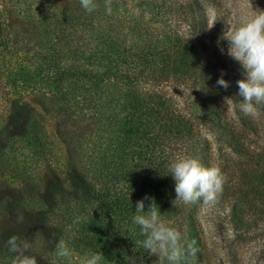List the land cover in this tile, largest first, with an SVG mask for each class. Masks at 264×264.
<instances>
[{
	"label": "trees",
	"instance_id": "obj_1",
	"mask_svg": "<svg viewBox=\"0 0 264 264\" xmlns=\"http://www.w3.org/2000/svg\"><path fill=\"white\" fill-rule=\"evenodd\" d=\"M155 1L140 0L134 15L124 0H112L108 15L104 0H96L92 13L79 0H0V182L11 188L0 192V219L17 220L0 237V264L14 258L6 247L13 235L32 243L37 264H79L97 252L103 253L101 264H127L126 257L167 264L135 248L144 237L132 217L145 196L155 199L183 242H196L193 264H209L195 205L172 204L168 165L177 156L217 166L226 178L215 204L221 207L219 229L228 221L233 241L264 233V145L254 146L253 136L258 121L239 111L229 116L218 101L238 96L231 85L217 84L221 66L209 42L226 40L195 15L188 34H171L160 20L164 2ZM198 4L186 3L191 11ZM172 80L206 97L178 105L160 87ZM24 92L35 96L42 112ZM258 109L264 112V105ZM43 113L55 119L66 150L59 166ZM212 122L219 126L217 140L235 157L213 160L209 143L203 153L201 126ZM41 164L50 168L48 179ZM53 233L71 249L70 259L55 255Z\"/></svg>",
	"mask_w": 264,
	"mask_h": 264
},
{
	"label": "clouds",
	"instance_id": "obj_2",
	"mask_svg": "<svg viewBox=\"0 0 264 264\" xmlns=\"http://www.w3.org/2000/svg\"><path fill=\"white\" fill-rule=\"evenodd\" d=\"M81 7L92 13L98 7L96 0H79ZM251 2V0H250ZM226 7H231V0H227ZM104 7L108 15L112 14V0H104ZM240 15L235 22L227 19L222 39L228 41L227 55L238 62L243 69V79L237 81L239 88V102L236 97H224V108L233 112L238 108L244 116L256 117L258 106L264 105V10H254ZM205 17L208 28L214 27L218 13L214 5L205 7ZM225 50L221 48L223 53ZM223 73L217 84L224 89L229 82L223 78ZM168 171L175 181L176 197L172 200L174 207L181 204H201L203 207L214 206L223 192L226 178L217 166H205L198 158L192 156H177L168 165ZM150 201L145 211V201ZM135 225L140 227V234L144 237L135 242V248L140 247L150 255L158 256L167 264H193L199 249L196 242H183L181 232L170 226L161 218L159 207L154 198L145 196L137 201L135 214L132 217ZM77 218L74 223H79ZM50 244L55 245V255L62 259H70L71 249L63 238L51 235ZM6 247L14 253L11 264H37L32 253V243L20 240L13 235L6 241ZM135 251V249H134ZM104 259L102 252L85 254L79 264H101ZM127 264H136L134 257H126Z\"/></svg>",
	"mask_w": 264,
	"mask_h": 264
},
{
	"label": "rangeland",
	"instance_id": "obj_3",
	"mask_svg": "<svg viewBox=\"0 0 264 264\" xmlns=\"http://www.w3.org/2000/svg\"><path fill=\"white\" fill-rule=\"evenodd\" d=\"M124 1L125 6L131 10L130 13L138 15L140 9H137V7L134 6H139L138 4L140 0ZM160 1L161 0H158L157 2L159 3ZM194 1L195 0H163L164 8H161L160 10L165 12V14L163 19L160 20L164 22V24L167 23L168 27L165 28L167 31H169L171 34H176L177 32L180 34H188L192 28L194 15L196 20L203 18V23H208L205 17V7L207 5H214L218 13L219 20H217L214 25V27L217 28L215 35H224L227 19H232V21L235 22L240 15L250 13L252 10L251 4L254 10H264V0H251V2L250 0H231L230 8L225 6L227 0H197L199 1V4L195 5L194 9L191 11L189 8H187L186 3L188 4L189 2ZM183 2L185 3L184 5H182ZM7 18L10 19L9 16H7ZM145 18L146 20L149 18L152 19L151 15L148 14H145ZM157 27H161L160 24L157 25ZM209 46L211 47V53L217 58L221 66L219 79L223 73V78L229 82L231 88L235 90V94L238 95L239 88L237 81L244 78L243 69L238 62L226 54L229 46L228 41H224L223 44H213L210 41ZM221 48L225 50L223 53L221 52ZM149 86L151 85H145V87ZM160 87L164 88V90H166L169 94H173L178 101V105L182 106L189 105L196 97L199 100L201 99L200 97H206L204 93L199 95L194 89L185 87V85H179V82H175L174 80H172L170 83L161 85ZM228 88L230 89V87ZM21 96L25 100L30 101L32 104L38 107L41 112L43 111V108L32 93L24 92L21 94ZM226 96L232 97L231 94ZM234 99L237 101V103L240 100L239 97ZM218 101L224 105V99H218ZM238 111L239 110L237 108L231 113L228 112V114L229 116H234ZM43 116V127L46 133L49 135L48 137L50 141L52 140L55 143L54 149L57 153V160L54 159L53 164H58L59 166L63 161L66 160V150L58 137L55 119L45 113H43ZM254 118H256L258 121L259 132L255 135H252L254 136V141H256L254 146L259 148L261 145H264V112H260L258 109V115ZM217 124L218 123L215 122L213 126L210 124L207 126H201L202 138L204 140L203 147L201 149H203V153L207 152L205 150V146L207 143H209L212 150V159L216 160L217 162H221L223 158L231 156L235 157V154L225 144V142L217 140V127H219ZM8 169H10V166H8ZM39 170H45V179L51 177L50 168L46 167V165H39ZM2 180L3 178H0V181ZM14 185L15 183H11L9 186L13 187ZM10 190L11 188L8 187V184H1L0 182V192ZM9 196L10 193H8V197ZM194 205L195 216L198 221L196 222V226L199 227V231L202 233V237L205 239L208 249L210 250L211 260L209 264H264V233H256L254 236H248L245 240L233 241L234 232L231 229V224L228 221H224L225 227L223 226V230L216 226V219L222 220V216H217L221 207H216L215 205L211 207H203L201 204ZM16 222L17 220L13 219L9 215L1 218L0 237L15 229L17 226Z\"/></svg>",
	"mask_w": 264,
	"mask_h": 264
}]
</instances>
